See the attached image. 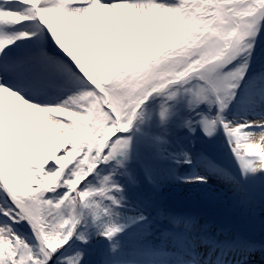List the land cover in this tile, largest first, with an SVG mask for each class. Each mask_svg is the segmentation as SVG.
Masks as SVG:
<instances>
[{
	"label": "snow or ice",
	"instance_id": "snow-or-ice-1",
	"mask_svg": "<svg viewBox=\"0 0 264 264\" xmlns=\"http://www.w3.org/2000/svg\"><path fill=\"white\" fill-rule=\"evenodd\" d=\"M261 29L264 0H0V264L264 256L153 195L264 198ZM220 132L231 166L197 147Z\"/></svg>",
	"mask_w": 264,
	"mask_h": 264
},
{
	"label": "rangeland",
	"instance_id": "rangeland-1",
	"mask_svg": "<svg viewBox=\"0 0 264 264\" xmlns=\"http://www.w3.org/2000/svg\"><path fill=\"white\" fill-rule=\"evenodd\" d=\"M261 37H264V29H261ZM239 111L241 114L243 113V106ZM198 135L200 140H198L197 147L208 148L213 155L220 157L231 166V158L224 148L222 132L211 140L204 138L202 133H198ZM153 195L157 204L179 213H187L185 208L188 202L196 204L208 202L211 204L208 214H190L198 216L201 223H207L211 231L223 229L230 234L238 232L258 242L264 241V198H261L258 191L252 203H240L233 198L226 185L212 177L207 185L193 186L165 182L159 192ZM91 259L95 262L99 259V255H93ZM250 264H264V256L257 251L250 258Z\"/></svg>",
	"mask_w": 264,
	"mask_h": 264
},
{
	"label": "water",
	"instance_id": "water-1",
	"mask_svg": "<svg viewBox=\"0 0 264 264\" xmlns=\"http://www.w3.org/2000/svg\"><path fill=\"white\" fill-rule=\"evenodd\" d=\"M211 209V204L208 202H201L196 204L194 202H188L186 204L185 211L186 212H198L202 214H208Z\"/></svg>",
	"mask_w": 264,
	"mask_h": 264
}]
</instances>
